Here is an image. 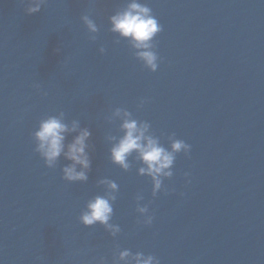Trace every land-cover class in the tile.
<instances>
[{"label":"water","instance_id":"obj_1","mask_svg":"<svg viewBox=\"0 0 264 264\" xmlns=\"http://www.w3.org/2000/svg\"><path fill=\"white\" fill-rule=\"evenodd\" d=\"M128 2L46 0L28 14V0H0V264H126L124 249L160 264H264V0H141L162 25L156 71L111 31ZM116 107L165 147L171 133L191 145L155 197L136 153L128 170L110 159ZM61 111L90 131L87 181L63 179L69 161L49 168L34 150L39 121ZM104 178L117 184L115 235L79 220L112 193Z\"/></svg>","mask_w":264,"mask_h":264},{"label":"clouds","instance_id":"obj_2","mask_svg":"<svg viewBox=\"0 0 264 264\" xmlns=\"http://www.w3.org/2000/svg\"><path fill=\"white\" fill-rule=\"evenodd\" d=\"M46 0H28L26 12L28 14L39 12L41 6ZM89 33H96L98 26L89 18L88 15L82 16ZM111 31L118 33L121 37L128 38L132 46L137 50L136 57L141 60L145 67L151 71L158 68V54L155 51L153 43L154 37L162 31V25L153 15L152 9L141 0H129L127 5L120 11L115 12L109 17ZM95 39L94 36L90 37ZM103 52L104 48L101 47ZM39 88V85H35ZM46 94V93H45ZM145 101L142 99L139 106ZM113 118H120V129L122 135L119 138L110 136L109 139L115 141L110 148V159L114 164L122 169L128 170L131 166L129 156L136 153V159L140 161L141 166L138 173L147 175L152 182V195L156 196L162 188L164 178L173 176V165L176 154L183 151L187 156L190 153L191 145L184 140L176 138L175 133L169 134V147H165L159 137L151 131V125L148 121H138L133 118L132 113L126 108L116 107L113 111ZM75 132L70 140L68 134ZM35 141V151L39 153L44 163L49 168H54L61 156L69 163L62 167L63 179L67 181H87V170L91 167V159L86 149L90 136L88 128H80L79 121L73 120L69 125L64 120V113L59 115H48L39 121L38 127L32 133ZM79 165V170L77 168ZM185 173V176H188ZM106 184L112 193L107 195H96L87 203V208L79 217L81 223L85 226L93 225L97 222L104 224L112 229V234L118 232L119 226L109 224L113 214L111 201L116 199L113 194L117 190V184L107 178L99 181ZM142 194L136 196L137 211L142 214V222L152 223V215L149 214L148 204L141 205L139 201L143 200ZM119 260L126 264H160L159 259L153 254H145L137 251L133 253L129 249L119 252Z\"/></svg>","mask_w":264,"mask_h":264}]
</instances>
